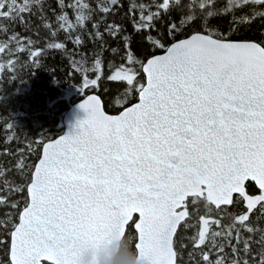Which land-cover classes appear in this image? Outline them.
Instances as JSON below:
<instances>
[{
	"label": "snow or ice",
	"instance_id": "snow-or-ice-1",
	"mask_svg": "<svg viewBox=\"0 0 264 264\" xmlns=\"http://www.w3.org/2000/svg\"><path fill=\"white\" fill-rule=\"evenodd\" d=\"M39 3L0 0V20L7 22L0 26L7 37L0 54L8 57L0 61V71L14 69L24 52L38 66L43 50L31 49V37L9 34L8 24L25 25L24 17ZM257 5L264 8V0H225L224 11L251 8L233 20L250 24L264 18ZM67 7L72 18L62 12L55 26H45L51 37L63 32L80 44L77 30L122 5L119 0H95V6L73 0ZM214 7L213 0H130L126 15L136 32L161 49L166 37L173 42L146 62L128 51L126 63H109L107 79L125 83L123 95L135 93L138 102L108 116L91 97L80 105L87 118L75 131L47 143L38 163L29 167L24 150L17 149L13 167L0 166V206L16 209L19 221L10 214L0 221L11 239L10 264H76L81 239L123 240L134 213L139 215L137 253L154 248L160 264H179L174 237L182 222L195 229L190 241L201 253V264H264V43L232 41L192 27L212 16ZM161 23L165 36L157 39L153 33L159 34ZM92 26L97 30L89 35L101 37L97 24ZM120 30L116 24L105 26L112 36ZM181 35L186 38L178 39ZM86 55L80 68L85 88L97 84L104 67L100 54L93 53L90 67ZM89 72L96 78L87 80ZM252 184L258 194L250 191ZM25 191L19 210L13 196ZM237 203L244 204L242 212L225 213Z\"/></svg>",
	"mask_w": 264,
	"mask_h": 264
},
{
	"label": "trees",
	"instance_id": "trees-1",
	"mask_svg": "<svg viewBox=\"0 0 264 264\" xmlns=\"http://www.w3.org/2000/svg\"><path fill=\"white\" fill-rule=\"evenodd\" d=\"M73 0H40L39 6L33 8V14L24 17L26 24H8L9 34L13 31L21 36L31 37L33 45L31 49L43 50L42 58L38 66L32 62L27 52L19 56L20 63L9 71H0V166L11 168L19 159L15 154L17 149H23L27 157L26 164L31 167L36 164L45 141L58 136L64 130V113L67 109L81 97L89 92H98L103 98L105 108L110 112H118L126 104L137 100L135 93H130L126 98L123 93L127 85L122 82H112L107 79L110 74L108 65L126 63L124 59L128 53L138 61H145L150 55L163 51L171 42V37L161 40L165 48L161 49L150 44L132 26L130 18L126 15L130 0H119L122 7H118L110 13L106 19L100 20L99 16H94L93 20L85 23L84 29H79L74 33L79 35L81 43L75 44L72 40H67L63 32H59L55 38L51 37L50 30L45 25L55 26L57 17L62 12L68 13L72 18V10L67 7ZM95 6V0H85ZM137 3H148L150 0H136ZM202 2V0H198ZM215 7L209 11L213 15L207 17L203 22L197 21L192 27L196 30H210L218 36L227 39H255L264 43V18L256 17L250 24H236L234 19H239L242 14H248L251 8L241 11H224L225 0H213ZM217 10L222 14L217 15ZM257 12L264 11V8L255 6ZM200 15V13H197ZM0 20V26L6 24ZM97 28L102 36L97 38L89 33H95ZM108 24L120 26V32L116 36L109 35L105 31ZM191 29H189V32ZM157 39L165 36V25H159V34L153 33ZM127 37V41H125ZM185 37L181 35L178 37ZM7 37L0 33V42ZM50 43H63L64 48L52 49L47 45ZM115 49V52L113 51ZM73 52L78 53L73 56ZM93 53L101 55L103 60V70L101 78L95 86L84 87L85 74L80 70L83 66L82 58L86 55L87 66H91L94 60ZM8 59L4 54H0V61ZM139 68V65L136 66ZM87 80L95 79L97 73L86 74ZM141 77L143 73L141 72ZM12 125L9 131L8 126ZM30 145V150L28 146ZM5 150L14 155H3ZM30 175V173H29ZM17 184L23 185L24 180L19 175L13 177ZM253 184L250 191L252 192ZM27 192L16 193L13 201L17 208L22 210ZM244 209L243 203L225 208V213L239 214ZM195 210V209H191ZM11 215L13 222H18V212L16 209L7 206H0V221L6 220ZM203 215V209H200ZM224 215V213H221ZM136 218V215L135 217ZM255 221L257 216H253ZM195 223V219L192 221ZM259 226V225H257ZM195 229L185 227L183 222L178 228L177 236L174 238L176 250L179 252V264H201V253L194 250L190 237L194 235ZM247 237V233H244ZM0 264H10L8 249L10 247V235L0 229ZM137 241V231L132 220L127 228L126 234L121 241L119 252L114 264H134L137 251L135 244ZM235 243V241H233ZM43 264H51L44 261Z\"/></svg>",
	"mask_w": 264,
	"mask_h": 264
},
{
	"label": "water",
	"instance_id": "water-1",
	"mask_svg": "<svg viewBox=\"0 0 264 264\" xmlns=\"http://www.w3.org/2000/svg\"><path fill=\"white\" fill-rule=\"evenodd\" d=\"M184 38H186V37H182L179 39H184ZM229 40L260 43L259 41L255 40V39H229ZM165 49L161 52H157L155 54L150 55L148 58H150L153 55H156V56L163 55L165 52ZM145 62H146V60H145ZM91 97L98 98L102 111L108 116H117L124 110L125 107L130 106L132 103L138 102L137 100H135L131 103L126 104L118 112H110L105 108L103 98L101 97V95L98 92L93 91V92H89V93L85 94L79 100L74 102L67 109V111L64 113V117H63L64 130H63V132L60 133L58 136H56L52 139H48L47 141L44 142L40 157L42 156L44 146L47 143H49L52 140L59 139L61 136L68 134L70 131H75L77 123L79 121L87 118L88 112L86 110L82 109L80 107V105L85 100H88ZM38 161H39V159H38ZM38 161H37V163H38ZM256 194H258V193H256ZM135 215H136V218H134ZM132 220H134V227H135V223L139 221V215L134 213L133 217L129 221V223ZM129 223H128V225H129ZM128 225H126L125 234H126ZM178 228H179V226H178ZM178 228H177V231H178ZM135 229H136V227H135ZM136 231H137V237H138V230L136 229ZM121 241L122 240L114 239L112 242L97 243L90 238L81 239L77 243L76 249H75L76 264H114L116 256H117L119 249H120V246H121ZM136 243H137V241H136ZM10 244H11V241H10ZM43 262L44 261H42V264H43ZM47 262L51 263L50 261H47ZM160 262H161V255H160L159 251L154 249V248H149V249L143 250L139 254L137 253L135 260H134V264H160Z\"/></svg>",
	"mask_w": 264,
	"mask_h": 264
},
{
	"label": "flooded vegetation",
	"instance_id": "flooded-vegetation-1",
	"mask_svg": "<svg viewBox=\"0 0 264 264\" xmlns=\"http://www.w3.org/2000/svg\"><path fill=\"white\" fill-rule=\"evenodd\" d=\"M254 185V184H253ZM255 188H256V186L254 185L253 186V189H252V194H256L257 192L255 191Z\"/></svg>",
	"mask_w": 264,
	"mask_h": 264
}]
</instances>
